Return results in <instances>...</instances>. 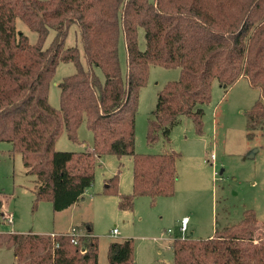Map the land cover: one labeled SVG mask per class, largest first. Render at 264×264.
<instances>
[{
  "label": "trees",
  "instance_id": "obj_1",
  "mask_svg": "<svg viewBox=\"0 0 264 264\" xmlns=\"http://www.w3.org/2000/svg\"><path fill=\"white\" fill-rule=\"evenodd\" d=\"M16 19L36 33V43L16 31ZM72 25L84 63L76 46L64 47ZM138 28L144 33L143 51ZM50 31L53 38L44 48ZM61 62L75 70L58 85L56 109L48 102V89ZM151 65L179 68L180 76L157 95L146 126L149 146L159 135L169 144L180 117L191 119L201 133L202 106L209 103L214 80L226 90L245 77L264 101V0H0V142L11 144L35 178L34 207L48 201L60 213L74 205L92 185L95 162L104 155L132 160L131 193L117 192L119 172L102 190L117 197L118 210L130 211L139 197L153 204L173 195L179 154L134 150L138 96ZM82 123L93 135L91 150L56 151L62 133L78 141ZM1 206L0 219L7 222ZM87 229L75 245L65 233H7L0 246L11 248L22 264H98L97 241ZM169 248L172 264H264V236L256 242L234 236L175 238ZM107 261L134 264L133 240L111 242Z\"/></svg>",
  "mask_w": 264,
  "mask_h": 264
},
{
  "label": "rangeland",
  "instance_id": "obj_2",
  "mask_svg": "<svg viewBox=\"0 0 264 264\" xmlns=\"http://www.w3.org/2000/svg\"><path fill=\"white\" fill-rule=\"evenodd\" d=\"M152 2L153 0H149ZM16 31L30 44L37 35L16 19ZM53 38L50 31L46 48ZM138 47L145 49L143 29L137 31ZM76 46L82 58V45L77 27L69 28L64 47ZM118 59L122 76L126 70L123 35L119 34ZM85 65V64H83ZM72 63H59L48 89V102L59 107V83L71 75ZM99 76L100 73L97 71ZM180 69L151 65L148 80L139 91L135 117V153L158 154L170 150L179 154L177 180L170 197H159L151 204L147 197L134 200L130 211L117 208L115 195L102 193L105 180L119 172L117 192L132 190V160L101 156L95 162L94 180L72 209L52 211L51 203L40 201L35 207V178L26 173L21 156L12 152L8 142H0V202L8 221L0 219L3 234H49L67 231L74 225L78 232L91 227L97 241L98 264H108L107 248L111 242L133 240L134 264H172L170 244L175 238L203 240L213 236L251 238L264 236V101L245 77L226 90L216 80L211 84L209 103L202 106L201 133L191 119L180 117L170 132L169 144L159 135L154 145L146 143V126L163 87L179 79ZM255 120V121H254ZM77 142L65 133L55 143L56 151L91 150L93 135L82 123ZM213 155V157L211 156ZM187 218L185 231L181 221ZM112 229L117 234L112 236ZM82 234V233H81ZM0 264H22L11 248L0 246Z\"/></svg>",
  "mask_w": 264,
  "mask_h": 264
},
{
  "label": "built area",
  "instance_id": "obj_3",
  "mask_svg": "<svg viewBox=\"0 0 264 264\" xmlns=\"http://www.w3.org/2000/svg\"><path fill=\"white\" fill-rule=\"evenodd\" d=\"M213 157V155H211ZM186 225H187V218H183L181 221V227H180V232H184L186 229ZM68 237H70L71 239V243L72 244H77V238L78 237H82L84 236V234H81L78 232V230L76 228H71L70 231L68 233H66ZM117 234V230L116 229H112L110 232V235L114 236Z\"/></svg>",
  "mask_w": 264,
  "mask_h": 264
},
{
  "label": "crops",
  "instance_id": "obj_4",
  "mask_svg": "<svg viewBox=\"0 0 264 264\" xmlns=\"http://www.w3.org/2000/svg\"><path fill=\"white\" fill-rule=\"evenodd\" d=\"M82 198V197H81ZM80 198V199H81ZM77 203V202H76ZM76 203L74 204V205H72L71 207H69L68 209H72L75 205H76ZM67 210V209H66ZM6 218H8L7 216H5ZM89 226H87V228H88ZM71 228H76V227H74V225L73 226H71L70 227V229ZM86 228V230L85 231H80V233H82V234H86V231L88 232V229ZM70 229L69 230H67V231H54V232H51V233H49V234H47V235H54V234H66V233H68L69 231H70ZM78 230V229H77ZM91 232H92V230H91ZM38 234H40V235H46V234H41V233H38Z\"/></svg>",
  "mask_w": 264,
  "mask_h": 264
}]
</instances>
